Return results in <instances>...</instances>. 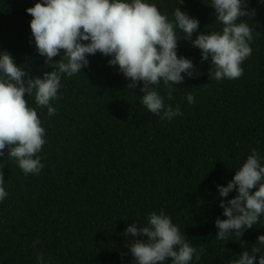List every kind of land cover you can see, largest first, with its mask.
<instances>
[{"label":"trees","instance_id":"obj_1","mask_svg":"<svg viewBox=\"0 0 264 264\" xmlns=\"http://www.w3.org/2000/svg\"><path fill=\"white\" fill-rule=\"evenodd\" d=\"M170 19L179 6L200 21L201 31H220L211 0H154ZM36 0H0V51H8L30 76L50 71L36 50L26 9ZM247 22L255 34L252 55L238 79L211 78V61L177 30L178 55L192 59L196 77L185 76L165 104L181 114L167 121L141 104L140 88L97 52L90 66L62 76L56 114L37 107L46 143L39 175H25L14 161L0 157L9 195L0 202V264H135L126 247L128 224L147 223L164 210L200 259L192 264H228L251 251L264 234V215L241 234L216 238L215 219H224L217 184L225 185L252 149L264 157V2L247 0ZM197 34H193L192 39ZM54 57L53 60L60 59ZM194 103L187 101V94ZM264 162V161H262ZM255 189H253L254 191ZM146 238V237H145ZM264 254V248H261ZM170 264V261L168 262Z\"/></svg>","mask_w":264,"mask_h":264},{"label":"clouds","instance_id":"obj_2","mask_svg":"<svg viewBox=\"0 0 264 264\" xmlns=\"http://www.w3.org/2000/svg\"><path fill=\"white\" fill-rule=\"evenodd\" d=\"M264 2V0H261ZM184 0H178L183 4ZM220 31H201L197 17L176 7L173 18L160 11L154 0H36L26 9L32 16L30 28L38 54L51 70L42 76H30L15 62L8 51H0V157L14 161L25 175H39L44 168L41 156L46 143V129L37 107L28 104L25 93L35 97L38 107H47L48 116L56 114L51 101L58 98L64 74L71 77L90 66L89 56L97 52L118 66L130 80L127 87L142 83L140 102L161 119L170 121L181 114L179 106L165 104L158 86L163 84L167 96L185 76L196 77L192 59L178 55L177 30L182 31L194 47L201 50L202 61H211V78L217 81L238 79L243 75V62L252 55L254 36L250 25L241 20L249 15L247 0H211ZM193 34H197L193 40ZM61 56L58 60L54 57ZM194 103V96L187 94ZM264 157L252 149L246 161L225 185L217 184L221 219H215L216 238L224 240L230 233L241 234L253 228L264 215ZM0 167V202L9 195ZM253 189H255L253 191ZM138 222V221H137ZM128 224L123 235L131 234L126 243L135 264H192L200 259L203 249L192 246L179 226L164 210L153 211L147 223L138 227ZM146 237V238H145ZM251 251L243 250L228 264H264V234L257 237ZM39 264H51L43 254Z\"/></svg>","mask_w":264,"mask_h":264}]
</instances>
